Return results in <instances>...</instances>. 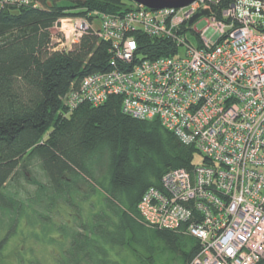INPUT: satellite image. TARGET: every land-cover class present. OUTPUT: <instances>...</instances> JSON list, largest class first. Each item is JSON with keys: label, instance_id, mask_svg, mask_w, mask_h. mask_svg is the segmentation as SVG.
I'll use <instances>...</instances> for the list:
<instances>
[{"label": "built area", "instance_id": "built-area-1", "mask_svg": "<svg viewBox=\"0 0 264 264\" xmlns=\"http://www.w3.org/2000/svg\"><path fill=\"white\" fill-rule=\"evenodd\" d=\"M35 6L0 0V10ZM201 11L209 16L190 26ZM98 21L95 33L109 43L112 68L84 77L64 100L68 110L118 96L124 114L157 119L201 157L142 195L143 223L197 239L199 251L188 264H264V0H196L159 11L134 3ZM58 24L60 51L94 27L85 18ZM137 36L168 41L174 51L143 59ZM181 46L184 56L177 55Z\"/></svg>", "mask_w": 264, "mask_h": 264}, {"label": "trees", "instance_id": "trees-1", "mask_svg": "<svg viewBox=\"0 0 264 264\" xmlns=\"http://www.w3.org/2000/svg\"><path fill=\"white\" fill-rule=\"evenodd\" d=\"M33 1L35 7L0 10V191H13L9 198L0 192V202L8 201L0 208L20 214L16 196L22 180L35 172L43 181L32 178L37 190L30 201H44L48 210L56 200L71 204L73 195L91 199L92 213L78 223L57 264H118L109 260L107 249L117 246L130 250L141 264H155V256L166 252L173 262L188 264L199 241L183 231L147 227L137 206L149 188L161 187L167 172L190 170L199 154L157 119L124 114L118 96L68 110L64 100L84 77L111 70L110 46L94 27L69 51L54 50L51 44V29L61 19L94 23L100 15L124 13L134 3ZM137 44L143 59L174 51L172 43L146 36H137ZM103 165L105 173L99 174Z\"/></svg>", "mask_w": 264, "mask_h": 264}, {"label": "rangeland", "instance_id": "rangeland-1", "mask_svg": "<svg viewBox=\"0 0 264 264\" xmlns=\"http://www.w3.org/2000/svg\"><path fill=\"white\" fill-rule=\"evenodd\" d=\"M182 13L179 12V15ZM95 28L99 27L96 19L93 23ZM57 26V27H56ZM206 26L204 21L198 22L195 27L202 30ZM60 24L51 29V44L53 48L64 40L60 32ZM187 39L192 45H196L195 36L187 34ZM61 49V46L56 48ZM185 46H181L177 55L184 56ZM201 157L196 155L193 164L199 165ZM105 166L99 168V174L105 173ZM22 180L23 189L16 196L20 202L21 212L14 215L0 208V264H57V258H64V251L69 247L71 236L79 227L78 223L85 218L90 210V200L83 199L81 194L73 195L71 204H66L63 199L56 200L55 206L48 210L43 201L35 203L30 201L34 197L37 187L32 184L35 177L38 181L43 179L37 173H30ZM8 188L1 190L6 197H12ZM47 198L50 196L48 194ZM29 199V200H28ZM8 201H1L0 207ZM9 208V207H8ZM16 217V222L13 220ZM109 260L118 264H141L130 250L120 247H108ZM172 255L168 252L157 254L155 264H177L173 262Z\"/></svg>", "mask_w": 264, "mask_h": 264}, {"label": "water", "instance_id": "water-1", "mask_svg": "<svg viewBox=\"0 0 264 264\" xmlns=\"http://www.w3.org/2000/svg\"><path fill=\"white\" fill-rule=\"evenodd\" d=\"M133 3L142 5L154 11H159L163 9H180L186 7L196 0H131ZM204 16H209L208 11H201L194 15L189 21V25H193L199 19Z\"/></svg>", "mask_w": 264, "mask_h": 264}]
</instances>
